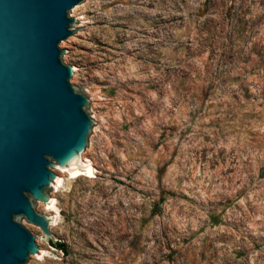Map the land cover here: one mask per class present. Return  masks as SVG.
I'll return each mask as SVG.
<instances>
[{"label":"rangeland","instance_id":"1","mask_svg":"<svg viewBox=\"0 0 264 264\" xmlns=\"http://www.w3.org/2000/svg\"><path fill=\"white\" fill-rule=\"evenodd\" d=\"M63 45L100 126L57 173L63 253L31 264H264V0H92Z\"/></svg>","mask_w":264,"mask_h":264},{"label":"water","instance_id":"2","mask_svg":"<svg viewBox=\"0 0 264 264\" xmlns=\"http://www.w3.org/2000/svg\"><path fill=\"white\" fill-rule=\"evenodd\" d=\"M92 0H0V264H31L55 243L50 208L57 173L93 171L85 157L99 125L74 86L63 45Z\"/></svg>","mask_w":264,"mask_h":264},{"label":"trees","instance_id":"3","mask_svg":"<svg viewBox=\"0 0 264 264\" xmlns=\"http://www.w3.org/2000/svg\"><path fill=\"white\" fill-rule=\"evenodd\" d=\"M50 244L58 249H60L63 253L66 252V246L62 241H56L55 243H51Z\"/></svg>","mask_w":264,"mask_h":264},{"label":"bare ground","instance_id":"4","mask_svg":"<svg viewBox=\"0 0 264 264\" xmlns=\"http://www.w3.org/2000/svg\"><path fill=\"white\" fill-rule=\"evenodd\" d=\"M83 163H85L86 165H88L89 167L92 168L90 162L84 161ZM92 173H93V172H90V173H87V174H84V175H86V176H92ZM56 178H57L58 180L61 181V177H60V176L57 175ZM60 183H61V182H60ZM51 199H52V198H51ZM52 203H53V206H54V203H55V202H54V199H52ZM53 206H52V207H53ZM52 207H50V208H47V207H46V208L50 210Z\"/></svg>","mask_w":264,"mask_h":264}]
</instances>
